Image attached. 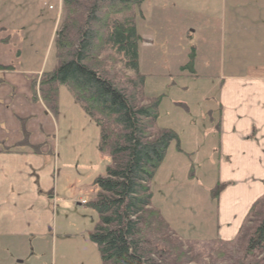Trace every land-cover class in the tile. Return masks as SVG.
Returning <instances> with one entry per match:
<instances>
[{"label": "rangeland", "instance_id": "rangeland-1", "mask_svg": "<svg viewBox=\"0 0 264 264\" xmlns=\"http://www.w3.org/2000/svg\"><path fill=\"white\" fill-rule=\"evenodd\" d=\"M47 2L0 0V36L11 38L10 50L2 47L0 56L8 60L23 49L19 69L46 73L58 67L54 36L63 3ZM38 5L42 16L36 17ZM263 14L261 0H145L137 9L138 72L145 78L144 93L149 101L159 100L157 128L177 136L150 183L151 206L160 210L184 244L183 264L264 261V251L257 257L245 253V234L253 225L245 227L246 219L232 240L222 238L233 221L227 220L224 204L212 197V190L223 183L214 132L220 118L221 78L241 74L236 65H241L242 50L255 52L264 46L257 37L264 29ZM24 23L35 24L24 29ZM243 32H252V40ZM223 50L233 63L223 66ZM59 92L57 132L51 137L55 150L50 155L60 194L54 221L47 235L0 237V264H101L90 239L99 217L89 204L97 194L94 181L106 174L109 159L99 150L97 124L68 88Z\"/></svg>", "mask_w": 264, "mask_h": 264}, {"label": "trees", "instance_id": "trees-1", "mask_svg": "<svg viewBox=\"0 0 264 264\" xmlns=\"http://www.w3.org/2000/svg\"><path fill=\"white\" fill-rule=\"evenodd\" d=\"M144 1L62 0L54 36L58 67L43 73L39 84L51 112L57 111L64 86L100 129L99 150L109 161L106 174L94 181L97 194L89 206L99 217L90 239L101 264H183L185 259L184 244L151 206L150 183L177 136L157 128L159 100L146 98L145 78L138 72L136 19ZM33 96L36 100L35 82ZM27 145L26 138L19 144ZM228 186L218 184L212 197L218 199ZM245 219V227L253 223L245 234V253L257 257L264 251V197Z\"/></svg>", "mask_w": 264, "mask_h": 264}, {"label": "crops", "instance_id": "crops-1", "mask_svg": "<svg viewBox=\"0 0 264 264\" xmlns=\"http://www.w3.org/2000/svg\"><path fill=\"white\" fill-rule=\"evenodd\" d=\"M42 1L44 6L48 3ZM40 9L38 5L34 16H42ZM243 33L252 40V32ZM257 37L264 41V29ZM10 43L9 35L0 36V53ZM240 54L241 65L236 66L241 74L221 78L220 118L214 131L216 162L223 173V183L218 184H229L218 198L227 220L233 221L221 234L227 240L235 237L252 206L264 197V46ZM24 56L23 49L8 60L0 56V237L47 235L60 195L50 158L57 123L38 90L36 100L33 96L41 70L17 68ZM228 61L223 50V66ZM249 68L255 70L248 72ZM25 138L28 145L19 146Z\"/></svg>", "mask_w": 264, "mask_h": 264}]
</instances>
